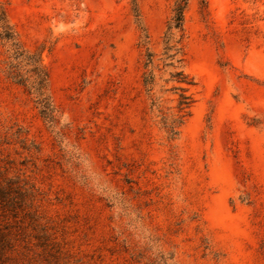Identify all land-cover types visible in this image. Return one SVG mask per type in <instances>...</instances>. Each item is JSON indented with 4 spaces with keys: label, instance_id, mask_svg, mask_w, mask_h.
<instances>
[{
    "label": "rangeland",
    "instance_id": "obj_1",
    "mask_svg": "<svg viewBox=\"0 0 264 264\" xmlns=\"http://www.w3.org/2000/svg\"><path fill=\"white\" fill-rule=\"evenodd\" d=\"M175 2L135 0L143 32L133 0H0L53 106L47 121L31 61L27 86L9 78L0 28V264H264V0H189L194 104L170 140L143 75L148 49L153 97L179 115Z\"/></svg>",
    "mask_w": 264,
    "mask_h": 264
},
{
    "label": "trees",
    "instance_id": "obj_2",
    "mask_svg": "<svg viewBox=\"0 0 264 264\" xmlns=\"http://www.w3.org/2000/svg\"><path fill=\"white\" fill-rule=\"evenodd\" d=\"M135 6V17L141 27L143 32L144 29L141 26L139 15L136 9L135 0H133ZM189 0H176L173 16L167 26L166 33L164 35V49H163V62L165 68L173 69L169 73V79L165 83H173L174 86L170 90L175 93L178 92L177 100V116H168L165 114L162 109L158 99L153 97V90L155 87V75L153 73V55L147 49L146 59L144 62V69L148 70L143 75V86L146 89L147 94L151 97V108L155 110L158 114V118L161 121L162 127L166 131L170 140L176 139L178 136V129L183 124L184 119L189 115L190 109L194 104L193 96L187 95L188 91L195 86L194 81L186 75L182 69L183 64V50L180 47V41L183 35V26H184V14L187 9ZM0 24L2 30V40L10 44V47L13 50L12 61L13 63L9 66V78L12 79L15 83L27 86V80L23 79L18 73V67L24 63V61H31L35 73V81L28 85L27 89L36 96V105L39 108L40 115L50 121L53 117V106L50 102V99L47 94V84H48V74L44 68L39 64L38 57L35 55L28 54L23 50L20 45L16 34L9 25L5 12L0 9ZM147 39L146 36H144ZM147 43L145 42V45ZM176 65H179L177 69ZM7 189L0 187V204L3 202L6 203L4 206H7ZM3 206V205H2Z\"/></svg>",
    "mask_w": 264,
    "mask_h": 264
}]
</instances>
